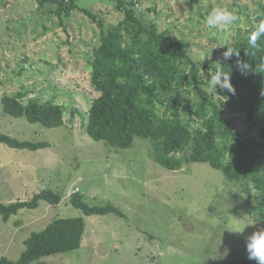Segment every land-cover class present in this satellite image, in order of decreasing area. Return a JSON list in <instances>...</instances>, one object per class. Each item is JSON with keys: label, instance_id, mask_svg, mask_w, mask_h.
<instances>
[{"label": "rangeland", "instance_id": "374dc122", "mask_svg": "<svg viewBox=\"0 0 264 264\" xmlns=\"http://www.w3.org/2000/svg\"><path fill=\"white\" fill-rule=\"evenodd\" d=\"M131 1L146 23L171 30L204 64H217L227 45L250 35L263 2L126 0ZM74 4L60 19L37 0H0V98L25 89L30 92L23 101L34 97L65 105L64 124L49 128L4 113L0 102L2 133L50 144L30 151L0 143V203L28 200L42 189L61 196L57 205L41 201L6 221L0 215V257L15 261L31 232L53 219L73 217L84 219L80 247L32 264H229L248 256L247 238L264 224L250 214L248 196L220 171L198 162L169 170L157 162L151 139L134 137L130 146L117 148L85 132L87 111L97 95L86 57L99 41V24L106 30L122 16L111 0ZM215 7L234 9L238 21L211 32L205 20ZM83 10L93 12L96 20ZM221 43L226 45L216 47ZM209 81L201 92L222 100L226 118L236 120L235 129H248L244 106H229L223 91H215ZM76 192L91 206L110 204L120 213L85 215L69 202ZM249 220L256 224L232 231Z\"/></svg>", "mask_w": 264, "mask_h": 264}, {"label": "trees", "instance_id": "16d2710c", "mask_svg": "<svg viewBox=\"0 0 264 264\" xmlns=\"http://www.w3.org/2000/svg\"><path fill=\"white\" fill-rule=\"evenodd\" d=\"M111 1L122 18L106 30L99 24V41L86 57L90 84L97 95L91 99L87 111L85 132L92 139L117 148L130 146L134 137L151 139L157 162L169 170L178 169L182 162L209 164L225 180L239 186L251 202L253 219L264 224V38L258 40L257 48L249 45V35L231 46L239 50V59L250 65L247 74L242 75L235 55L227 61L223 58L221 65L201 63L191 57L171 30H160L155 23H146L134 8L135 1ZM37 2L52 8L59 18L75 7L74 0L68 4L62 0ZM259 8L254 25L264 20V0ZM83 11L96 20L93 12ZM217 67L231 73L235 94L226 91L223 94L229 106H244L251 121L248 129H235L236 120L226 118L222 100L201 92ZM29 92L23 89L15 95H2L4 113L49 128L64 124L63 103L34 97L23 101ZM0 143L30 151L50 146L48 141L19 140L1 131ZM178 153L182 155L176 156ZM249 180L255 184L252 192L247 188ZM41 201L57 205L61 196L51 189H42L28 200L0 203V215L6 221L21 209L37 208ZM69 202L85 215L120 213L110 204H87L80 192ZM84 227L82 217L53 219L41 230L29 234L18 259L12 261L1 256L0 264H32L44 256L78 249ZM229 264L257 262L244 256Z\"/></svg>", "mask_w": 264, "mask_h": 264}, {"label": "clouds", "instance_id": "9594fccd", "mask_svg": "<svg viewBox=\"0 0 264 264\" xmlns=\"http://www.w3.org/2000/svg\"><path fill=\"white\" fill-rule=\"evenodd\" d=\"M239 17L234 9H229L228 7H215L207 15L205 24L207 29L211 32L224 31L232 26L238 21ZM264 38V20H260L256 25L253 26V30L248 36V43L252 48L258 47V40ZM226 44H218V46H225ZM237 57L236 66L242 75H246L250 68L247 61L239 59L240 52L234 47L227 45L226 50L222 53L225 61L229 60L232 56ZM220 65L221 63L218 62ZM231 73L224 71L222 67H217L215 73L211 75L210 85L217 91L219 88L221 91H226L231 94H235V87L230 82ZM247 188L250 192L255 190V184L249 180L247 182ZM256 222L249 220L246 224H237L232 230L233 232H243L246 225H255ZM246 248L248 252V259L255 260L257 264H264V227H259L255 230L248 238L246 243Z\"/></svg>", "mask_w": 264, "mask_h": 264}]
</instances>
